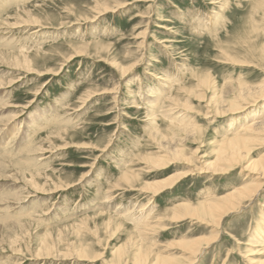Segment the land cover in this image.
<instances>
[{"label": "rangeland", "instance_id": "rangeland-1", "mask_svg": "<svg viewBox=\"0 0 264 264\" xmlns=\"http://www.w3.org/2000/svg\"><path fill=\"white\" fill-rule=\"evenodd\" d=\"M239 80L264 87V0H0V264H111L126 246L141 247L149 262L172 261L184 254L178 241L212 236L211 224L175 221L171 208L184 199L214 201L258 174L240 164L204 174L145 157L159 159L163 145L183 146L197 162L192 168L214 160L225 135L264 118V100L235 99ZM170 93V111L147 110L150 94ZM225 99H235L238 111L217 116L211 100ZM250 148L260 159L264 134ZM128 169L134 186L123 181ZM186 171L162 193L143 192ZM263 193L224 216L219 240L197 264H248L249 242L263 238ZM142 222L151 228L138 229ZM81 241L100 256L37 259L40 245L67 251Z\"/></svg>", "mask_w": 264, "mask_h": 264}, {"label": "bare ground", "instance_id": "bare-ground-1", "mask_svg": "<svg viewBox=\"0 0 264 264\" xmlns=\"http://www.w3.org/2000/svg\"><path fill=\"white\" fill-rule=\"evenodd\" d=\"M126 4V3H125ZM224 6V4H221ZM122 7V6H119ZM114 9V7H113ZM221 11H223V7H219ZM98 10V9H97ZM104 13V12H103ZM218 13V11H217ZM102 14V13H98ZM219 14V15H218ZM219 18L221 16V13H218ZM92 19V18H91ZM39 24V22H34V24ZM21 25V24H20ZM19 25V26H20ZM40 30V29H39ZM40 32V31H39ZM142 47H145L146 39H144ZM167 41V40H166ZM144 44V45H143ZM146 55L142 54L141 59L137 60L133 64L125 67L122 71V79L128 78L131 75V72L133 70L137 69V66L144 60V57ZM162 79V78H161ZM126 80V79H125ZM173 84V83H170ZM238 89H233V95L236 97L235 99H238L240 103L242 104H250L251 98L255 97L253 99V102H259L260 100H264V87H248L249 85L245 84L243 81H238ZM166 85V84H165ZM203 86H207L206 83L202 84ZM230 85L234 86L232 83ZM247 85V86H246ZM264 85V84H263ZM174 86V84H173ZM201 86V85H199ZM237 86V85H235ZM258 86V85H257ZM262 86V85H261ZM118 89V88H117ZM203 89V88H202ZM119 90V89H118ZM116 90V93L118 92ZM157 92V90L155 91ZM128 98L132 99L134 98L132 96V92L128 93ZM157 94V93H156ZM161 94V93H160ZM230 94V93H229ZM149 96L154 97V102L150 105H147V110H159L163 109L164 111H170L172 107L175 105V97L170 93L169 95H166L165 98H157L158 96L150 94ZM157 98V99H156ZM235 99L230 100H222V101H214L211 100V104L214 105L216 108V115L220 116H227L232 113H236L238 110H235L237 107V103L234 101ZM131 102V101H130ZM162 102V103H161ZM174 102V103H173ZM161 103V106H160ZM132 106L136 108H141V105L138 104L135 100L132 101ZM146 107V106H145ZM177 108V107H176ZM150 111V112H151ZM211 115L209 112L207 114V118H211ZM164 116V115H161ZM188 128V127H187ZM233 126L226 130V132H229L230 130H233ZM190 130L192 131V135H195V132L197 131L196 126H191ZM230 133V132H229ZM233 136L225 135L224 138L219 141V149L216 152V156L214 160L208 161V160H201L203 162L202 166H196L197 168H192L193 165H197L196 160L193 157H190L186 155L185 148L183 146H175V147H165L160 146V150L165 153L163 154L159 159L154 160V162L148 158L145 157L146 160L151 161L152 163L156 165H160V163H167V162H184L187 163L188 167L187 170L191 171L198 170L200 173H209L212 172H227L232 170L236 165L240 164L245 170L253 171L254 173L258 174V180L255 183H246L243 184L241 187H238L236 189H233L232 191H228L226 194L221 195L217 197L218 199H214V201H211L209 198L204 199L198 203H191L189 201H181L178 200L175 205L171 208V215L173 220H179L180 219H190L194 220L195 222H203L206 223L208 226H211L218 229L215 231V233L212 236L207 237H200L193 240H188L185 242L178 241L177 243H180L183 246L184 254L178 259V260H172V261H160L157 262L150 261L149 262V256L147 252H144V250L140 247L136 251H133L131 247H120L114 251L113 257L111 259V264H197V260L199 259L202 252L208 247L213 245L219 240V235L221 232H223L224 229H222V220L225 215L229 213H238L239 211H242L247 207V204L251 203L258 195L261 194V192L264 191V155L260 157V159L252 158L250 155L251 148L250 145L255 142L259 135L264 134V118H260L259 116L254 117L251 121L247 122L246 124L239 126L236 132H233ZM184 140V139H183ZM182 142V140H179ZM161 145V144H159ZM165 148V149H164ZM166 150V151H164ZM101 154H99L98 157L103 156L105 151H107L106 148L101 150ZM167 152V153H166ZM96 158V159H97ZM158 158V157H157ZM168 160V161H167ZM200 160V158H199ZM96 161V160H95ZM156 161V162H155ZM210 162V163H209ZM151 163V164H152ZM94 164V163H93ZM207 167L203 170V167ZM189 168V169H188ZM244 170V171H245ZM214 172V173H215ZM204 173V174H205ZM89 173H85L81 179L88 176ZM227 174V173H226ZM230 174V173H229ZM188 175V171L186 172H179L175 173L165 179H161L155 182L148 183L147 185L143 186V192L146 191V189L153 190L155 194L162 193V191L166 190L167 188H172L177 182L180 181L183 177ZM249 176V175H248ZM135 175H133V171L128 169L125 171V176L123 177V181L128 186H134L133 180L135 179ZM249 178V177H248ZM38 187V190H44V187H41L39 185H35ZM175 188V187H174ZM133 189V188H132ZM110 191V188L108 189ZM107 192V191H106ZM115 193V192H114ZM120 193V192H119ZM264 194V193H263ZM107 196V195H106ZM115 198V197H114ZM119 210V207H117ZM140 211V210H139ZM132 211H129L128 213H131ZM126 215V214H125ZM124 215V216H125ZM130 215V214H129ZM135 215V214H134ZM136 217H139L136 215ZM141 219V218H140ZM139 219V220H140ZM169 219V218H168ZM167 220V219H166ZM142 221V220H141ZM169 222V221H168ZM119 223V222H117ZM113 222L111 220L109 221V225H112ZM136 224V223H135ZM211 224V225H210ZM122 225V224H121ZM119 224V227H121ZM160 225L165 226L169 225V223L162 222ZM158 224V226H160ZM119 227L117 228L119 230ZM142 227L144 231L151 228V225L142 222L137 226L138 229ZM142 228L140 230H142ZM154 226H152V229ZM116 229V230H117ZM261 236L263 235V238H257L259 241H252L249 242L252 247L249 249L245 254L250 256L247 257L248 264H264V259H256L254 258L255 254H263L264 253V229L260 228ZM143 231V230H142ZM112 233V234H111ZM258 233V234H260ZM115 232H110V235H114ZM259 237V236H258ZM47 241V240H46ZM44 241L43 243H45ZM56 245L54 243H48L44 245H40L39 248V255L43 256H37L40 258H49L54 257L56 253L63 257L62 260L66 258H73L74 260H84V259H90L93 260L97 256H100V254H95V251L93 249V246L91 244H86L84 242H78L77 246L73 247L67 251H61L60 247L59 250L56 249ZM75 251L71 252V251ZM75 254V255H73ZM102 255V254H101ZM36 258V257H35ZM57 258V257H56ZM55 258V259H56ZM54 259V260H55ZM59 259V257H58ZM40 260V259H39ZM24 262V261H23Z\"/></svg>", "mask_w": 264, "mask_h": 264}]
</instances>
